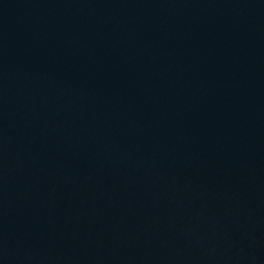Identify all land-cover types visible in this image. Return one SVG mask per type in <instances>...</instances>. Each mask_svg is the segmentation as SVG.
Instances as JSON below:
<instances>
[{
	"label": "water",
	"instance_id": "1",
	"mask_svg": "<svg viewBox=\"0 0 264 264\" xmlns=\"http://www.w3.org/2000/svg\"><path fill=\"white\" fill-rule=\"evenodd\" d=\"M0 264H264V0H0Z\"/></svg>",
	"mask_w": 264,
	"mask_h": 264
}]
</instances>
